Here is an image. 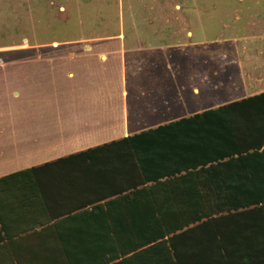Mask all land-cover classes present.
Masks as SVG:
<instances>
[{
	"label": "trees",
	"instance_id": "obj_1",
	"mask_svg": "<svg viewBox=\"0 0 264 264\" xmlns=\"http://www.w3.org/2000/svg\"><path fill=\"white\" fill-rule=\"evenodd\" d=\"M110 150L125 158L119 196L75 236L88 243L42 264H264V89L80 154Z\"/></svg>",
	"mask_w": 264,
	"mask_h": 264
},
{
	"label": "rangeland",
	"instance_id": "obj_2",
	"mask_svg": "<svg viewBox=\"0 0 264 264\" xmlns=\"http://www.w3.org/2000/svg\"><path fill=\"white\" fill-rule=\"evenodd\" d=\"M239 42V52L249 46L248 52H264V0H0V171L44 157L33 149L55 130L63 113L58 102L79 93V84H91L92 72L99 83L180 87L193 76L191 67L202 86V67L232 64L204 62L197 54L235 52ZM100 51L110 52L107 62L92 55ZM229 86L218 88L219 96L235 91Z\"/></svg>",
	"mask_w": 264,
	"mask_h": 264
},
{
	"label": "crops",
	"instance_id": "obj_3",
	"mask_svg": "<svg viewBox=\"0 0 264 264\" xmlns=\"http://www.w3.org/2000/svg\"><path fill=\"white\" fill-rule=\"evenodd\" d=\"M114 39L115 36L111 40ZM118 44L122 45L121 42ZM241 47L239 42L235 52H229V47L221 52L197 54L204 62L217 59L220 63L232 64L202 67V86L193 81L195 69L191 67L186 69L188 75L193 71V76H187V82L180 87L164 82L130 83L128 80L99 83L93 80L95 73L92 72L87 77L91 84H79V93L62 97L58 104L63 113L55 120V130L43 134V140L33 149L34 153L44 157L12 170L0 171L1 177L29 170L27 176L0 183V264H42L48 259L57 260L64 248L79 247L76 243L83 247L82 243H88L75 236L98 231L99 224L95 219L101 215L98 212L110 211V200L119 196L110 197V190L124 184L121 181L125 178L119 171L125 158L112 154L111 150L107 156L93 153V159L80 152L263 90L264 75L259 72L260 67L264 68V52H248L247 48L252 46L239 52ZM86 48L92 46L87 44ZM92 55L107 62L110 52ZM127 66L128 72L134 73L135 67L128 64L125 68ZM87 70L91 68L87 66ZM179 72L177 70L176 74ZM241 74L245 78L240 81ZM69 75L74 77L75 73L69 72ZM226 83L234 85L235 91L231 89L230 93L229 90L224 92L226 96H219L218 88ZM176 99L182 100L181 106L173 104ZM202 99L203 107L199 105ZM34 140L38 141V137ZM70 155L77 156L57 161ZM45 164H48L45 168L32 169ZM231 182L236 185L248 181ZM128 192L126 189L122 194ZM104 193L107 197H102ZM226 230L231 232L232 229L227 226Z\"/></svg>",
	"mask_w": 264,
	"mask_h": 264
}]
</instances>
